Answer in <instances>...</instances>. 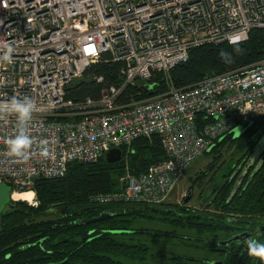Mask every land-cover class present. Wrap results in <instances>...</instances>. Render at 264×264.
Listing matches in <instances>:
<instances>
[{"label":"built area","instance_id":"2783aa9c","mask_svg":"<svg viewBox=\"0 0 264 264\" xmlns=\"http://www.w3.org/2000/svg\"><path fill=\"white\" fill-rule=\"evenodd\" d=\"M255 27L264 28V0H0V54L4 45L15 48L11 63L0 62V101L28 96L38 105L28 126L37 143L26 160L7 152L15 115L0 119V181L32 189L39 177L64 175L72 160L128 152L135 139L156 134L164 158L139 173L125 162L119 188L92 198L163 202L199 154L264 116V58L146 98L121 102V91L154 71L168 78L193 46L243 41ZM104 53L121 63V83L104 86L97 98H68L66 86ZM45 140L47 157L39 148Z\"/></svg>","mask_w":264,"mask_h":264},{"label":"trees","instance_id":"16d2710c","mask_svg":"<svg viewBox=\"0 0 264 264\" xmlns=\"http://www.w3.org/2000/svg\"><path fill=\"white\" fill-rule=\"evenodd\" d=\"M239 49V52L235 51L234 46L227 41L193 46L189 49L187 60L169 70L168 78L162 72L154 71L148 80L127 84L118 99L127 102L146 98L168 90L169 84L182 89L205 77L252 65L264 58V28L250 29L247 38L239 44ZM221 50L231 54L230 62L221 59ZM120 66V62L112 61L109 54L104 53L80 78L66 86V96L74 100L86 96L97 98L104 86L121 83L118 74ZM97 77L102 80L97 81ZM263 128L264 116L253 120L252 125L239 137L233 138L228 133L217 139L211 149L206 151H216L218 158L222 145L229 140L236 143L239 150H244L238 159L245 154L250 155L254 147L252 137ZM121 150L119 160L108 161L104 154L90 162L72 160L64 175L37 178L31 187L37 199L36 205L25 200L10 199L0 212V264H47L60 261L61 264L147 263L153 257V252L143 237H138L141 232L139 228L133 231L110 228L115 225L130 228L133 226L132 220L136 215H142L143 210L157 211L163 220L171 224L173 228L170 230L155 231L167 238L178 237L177 229L181 228L193 229L202 235L208 230L228 228L223 225L226 221L264 215V158L251 178L250 174L246 175L236 184L238 175L231 177L230 171L220 184L217 181L215 194L202 208H186L166 201L157 204L97 202L92 194L119 188L118 176L124 171L125 162L131 172L139 173L150 163L165 156L156 134L150 138L135 139L128 152L123 147ZM224 163L222 161L218 168L224 167ZM209 168L198 172L195 180L203 178ZM215 188L216 185L209 192ZM23 191L27 190H16ZM173 209L177 210V214ZM102 211L111 214L95 221H77L78 218H90ZM93 228H96L95 233H91ZM258 234L257 239L264 242V234ZM191 242L194 243V240ZM234 245L231 248H236L225 258V264H264L248 255L246 244Z\"/></svg>","mask_w":264,"mask_h":264},{"label":"rangeland","instance_id":"374dc122","mask_svg":"<svg viewBox=\"0 0 264 264\" xmlns=\"http://www.w3.org/2000/svg\"><path fill=\"white\" fill-rule=\"evenodd\" d=\"M244 152V150H239L236 146V143H232L229 140H226L225 144L222 145L220 155L218 158L216 151H205L199 154L187 168L185 173L175 182L173 187L171 188L169 194L167 195L164 201L169 203H184L186 207H195L196 209L205 207V196L202 194L205 192L207 186H209L212 181L208 180L211 171H215L214 175L217 176V179H220L219 164L224 161L225 164H234L236 159ZM214 160V162H213ZM210 166V171L200 180L199 185L195 180V176L198 172L204 170L206 167ZM212 169V170H211ZM123 174V172L118 176ZM219 175V176H218ZM217 180V181H218ZM193 183V184H192ZM192 184V193L190 198L187 201L183 202V198L188 192V186ZM34 191V190H33ZM16 192V191H15ZM34 197L31 201H27V203L36 205L37 199L34 192ZM142 215H136L132 220V225L137 227H147L148 229L159 231V230H170L172 229L171 224L163 221L161 218V214L157 211L153 210H143ZM177 232L187 233L190 235H196L193 229L184 228L177 229ZM142 239L146 241L150 246L153 252V257L148 259L147 263L142 264H170L168 260V255L170 253H189L197 256H211V253L201 250L200 244H195L188 240H183L181 238H172L164 237L161 235L155 234H143ZM165 254V255H164ZM214 257V256H213ZM140 264V263H139Z\"/></svg>","mask_w":264,"mask_h":264},{"label":"flooded vegetation","instance_id":"af4514ba","mask_svg":"<svg viewBox=\"0 0 264 264\" xmlns=\"http://www.w3.org/2000/svg\"><path fill=\"white\" fill-rule=\"evenodd\" d=\"M251 125H252V122H251ZM263 133H264V128L259 129V131L252 137L253 139L252 145H254V147L257 144L259 138L263 135ZM263 153H264V149L256 150L254 155H257V159L252 164H249L248 165L249 167L247 169L245 168V165H246V161L249 155H246V154L243 155L240 159L237 158L234 164L227 163L226 165H224V167L220 168L219 170V175H220L219 180L217 179V176L214 175L215 171H211V174L209 175L208 180H211L212 183L209 186H207L205 192L202 194L203 196L206 195V197H204L205 202H209L210 201L209 198L212 197V194H215V191L218 187L217 180L220 184V182L231 171V177L234 176L235 174L238 175L236 182L240 183L244 176L249 175L251 173V171L254 169L255 165L260 160V157L263 155ZM201 179L202 178L196 179V182L198 185ZM192 184H189L188 189H187L188 191L189 190L192 191L191 189ZM215 185H216V188L212 192H209L210 189L214 187ZM178 204H180L181 206L183 205V207H186L184 206V203L182 204L178 203ZM172 211L177 214V210L173 209ZM210 216H213V215H210ZM78 219H82V218H78ZM230 221L231 222L226 221L224 222L225 224H223L225 226L227 225L228 228L225 227V228L213 229L210 231L208 230V231H205L202 235L197 234L196 231H194L196 235H190L187 233L180 232L179 233L180 237L178 236L175 238H181L183 240H188V241L194 240V243L196 242L201 243L200 244L202 246L201 250L211 253L212 255L211 256H207V255L197 256V255H193V254H189L185 252L170 253L167 257L170 264H225V258L230 254L231 251H234L236 248V247L231 248V246H235L234 244H236L237 246H240V244H246L249 238L257 239L259 235L258 233L264 234V229L259 230L260 225L264 223V215L259 216V217L239 218L237 220H234V221L230 220ZM132 227H136V228H132ZM110 228H113V229L116 228V229H121V230H126V231H133L139 228L141 232L138 233V237H141L145 233L151 234V235L152 234L158 235L155 232H153L154 230L148 229L147 227H144V226H141V227L131 226L130 228H127L126 226L115 225ZM102 229L105 230L104 227H102ZM181 229H184V228H181ZM95 230L96 228H93V231L91 233H95ZM239 233L243 236L241 237L237 236V238H233L227 243L221 244V243L215 242V241H225L231 238L232 236L239 235ZM169 238L172 239L173 237H169ZM210 240H212L213 243L209 242Z\"/></svg>","mask_w":264,"mask_h":264},{"label":"clouds","instance_id":"9594fccd","mask_svg":"<svg viewBox=\"0 0 264 264\" xmlns=\"http://www.w3.org/2000/svg\"><path fill=\"white\" fill-rule=\"evenodd\" d=\"M229 43L234 46V50L239 52V44L242 41L240 36L228 37ZM4 50L0 54V62L11 63L15 48L8 44L3 46ZM221 59L225 62L231 61V54L225 50L219 53ZM38 105L31 97L12 96L6 101H0V119L9 115H15L17 120V128L15 133L6 140L7 152L10 157L17 160H26L32 155L33 145L37 143L35 137L30 135L28 131L29 122L33 113L37 110ZM48 142L40 141V155L47 157L49 155ZM247 253L250 257L258 258L264 262V242L255 238H249L246 242Z\"/></svg>","mask_w":264,"mask_h":264},{"label":"water","instance_id":"95a60500","mask_svg":"<svg viewBox=\"0 0 264 264\" xmlns=\"http://www.w3.org/2000/svg\"><path fill=\"white\" fill-rule=\"evenodd\" d=\"M251 125V122H246V123H243L241 125H238L236 126L229 134L232 135L233 138H237L239 137L249 126ZM211 149V148H210ZM208 149V150H210ZM261 149H264V133L263 135L259 138L257 144L255 145V147L252 149V152L250 153L247 161H246V165H245V168L247 169L249 166V164H252L253 162L256 161L257 159V155H254L255 154V151L256 150H261ZM121 155H122V150L119 149V148H111L109 150H107L105 153H104V157L106 160L108 161H116V160H119L121 158ZM264 158V153L263 155L260 157V160L257 162V164L255 165L254 169L251 171L250 175H249V178H251L253 172L256 170V168H258L261 160H263ZM238 183V182H237ZM236 183V184H237ZM213 188V187H212ZM212 188L210 190H212ZM14 190L12 189L11 185L9 183H7L6 181L4 180H1L0 181V212L3 210V208L5 207V205L9 202L10 199H13L11 194ZM191 193L192 191L189 190L186 195L184 196L183 198V201H187L190 196H191ZM110 213L109 212H106V211H102L100 212V214L98 215H95V216H92L90 218H82V219H77V221L79 222H90V221H95V220H98V219H102L106 216H109ZM264 229V223L260 225V228L259 230H262ZM237 236L241 237L243 235H241L239 233V235H235V236H232L231 238L225 240V241H215L216 243H221V244H224V243H227L229 242L230 240H232L233 238H237ZM209 242L213 243L212 240H210ZM48 264H61V261L60 262H50Z\"/></svg>","mask_w":264,"mask_h":264},{"label":"bare ground","instance_id":"6f19581e","mask_svg":"<svg viewBox=\"0 0 264 264\" xmlns=\"http://www.w3.org/2000/svg\"><path fill=\"white\" fill-rule=\"evenodd\" d=\"M24 190H27V191L15 192L16 190H14L11 194L12 198L13 199H19V200L31 201V199L33 198L34 191L32 189H24Z\"/></svg>","mask_w":264,"mask_h":264}]
</instances>
